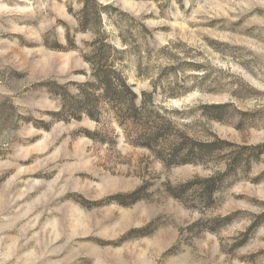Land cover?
<instances>
[{
	"label": "rangeland",
	"instance_id": "rangeland-1",
	"mask_svg": "<svg viewBox=\"0 0 264 264\" xmlns=\"http://www.w3.org/2000/svg\"><path fill=\"white\" fill-rule=\"evenodd\" d=\"M99 1L134 90L156 80L191 137L226 143L167 167L112 113L64 120L96 36L82 0H0V264H264V0ZM215 174L211 202L168 192Z\"/></svg>",
	"mask_w": 264,
	"mask_h": 264
},
{
	"label": "trees",
	"instance_id": "trees-1",
	"mask_svg": "<svg viewBox=\"0 0 264 264\" xmlns=\"http://www.w3.org/2000/svg\"><path fill=\"white\" fill-rule=\"evenodd\" d=\"M82 2L79 29L93 31L96 35L89 43V53L85 55L90 65L89 78L78 85V93H59L66 99L63 100L58 115H62L64 120L72 117L81 119L84 115L99 123L103 113H112L131 145L147 149L167 167L201 164L212 159L220 145L226 142L219 138L203 142L191 137L187 125L178 123L172 116V113L180 112L179 109L170 110L167 106L154 102V92L159 88L156 80H151L152 92L137 93L128 81L125 66L120 63L123 51L110 42V34L104 29V15L111 17L107 10L112 5L101 3L99 0ZM121 39L122 43L126 42L125 38ZM193 65L197 69L201 67L199 63ZM139 70L142 71L141 68ZM66 87V84L60 86L63 92ZM192 88H184L181 92L170 89L165 94L168 97H180ZM206 107L217 112L209 115L211 119L221 121L220 112L224 104H207ZM237 158L238 156H234L233 161ZM221 184L222 176L215 174L170 186L168 192L173 197L183 199L188 187H196L197 190L201 189V199L211 202ZM145 187L146 185H143L130 194L134 201L140 198L139 195Z\"/></svg>",
	"mask_w": 264,
	"mask_h": 264
}]
</instances>
